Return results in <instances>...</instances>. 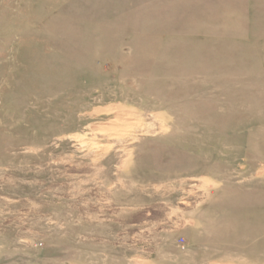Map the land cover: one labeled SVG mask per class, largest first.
Masks as SVG:
<instances>
[{
  "label": "rangeland",
  "instance_id": "rangeland-1",
  "mask_svg": "<svg viewBox=\"0 0 264 264\" xmlns=\"http://www.w3.org/2000/svg\"><path fill=\"white\" fill-rule=\"evenodd\" d=\"M0 264H264V0H0Z\"/></svg>",
  "mask_w": 264,
  "mask_h": 264
}]
</instances>
